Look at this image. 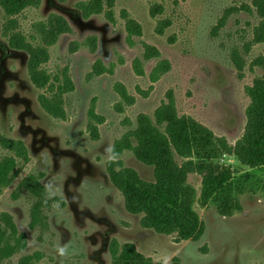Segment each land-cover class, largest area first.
I'll list each match as a JSON object with an SVG mask.
<instances>
[{
	"label": "rangeland",
	"instance_id": "374dc122",
	"mask_svg": "<svg viewBox=\"0 0 264 264\" xmlns=\"http://www.w3.org/2000/svg\"><path fill=\"white\" fill-rule=\"evenodd\" d=\"M83 1L39 0L10 15L0 7V264H21L35 253L36 264H113L114 244L132 245L152 264H264V190L240 196L239 210L230 217L196 201L202 237L177 243L174 236L141 228V216L125 211L107 171L114 142L135 128L139 115L152 117L168 102L169 91L179 117L231 144L242 136L249 104L245 88L263 75L256 64L264 60V43L254 39L261 24L254 0H114L111 9L104 6L87 19L76 9ZM51 14L62 16L70 32L49 48L41 66L48 84L37 89L28 76L27 54L10 49L6 31L38 45L34 26ZM127 20L140 27L132 46ZM160 23L169 27L158 35ZM92 36L95 53L87 47L71 53V43ZM143 44L160 58L144 63V76H137L132 61L142 59ZM97 60L105 72L89 78ZM161 60L170 69L152 82ZM43 100L56 102L64 118L50 115ZM119 161L141 180L154 182L153 168L131 152ZM218 163L247 171L233 157ZM187 182L198 200L201 178L190 175ZM8 221L25 237L21 251L7 247L15 244Z\"/></svg>",
	"mask_w": 264,
	"mask_h": 264
},
{
	"label": "trees",
	"instance_id": "16d2710c",
	"mask_svg": "<svg viewBox=\"0 0 264 264\" xmlns=\"http://www.w3.org/2000/svg\"><path fill=\"white\" fill-rule=\"evenodd\" d=\"M114 0H87L76 4L82 16L87 19L103 12L104 6L111 9ZM253 4L261 17V24L255 33V41L264 43V0H254ZM39 0H0V7L7 15L19 13L27 6H38ZM105 17L114 23L110 11ZM122 18H126L123 13ZM168 23H160L156 33L161 35L168 28ZM127 43L132 46V37L140 35V27L127 20ZM36 39L40 44L32 45L25 37L12 35L7 28L9 46L28 56L27 72L32 84L43 88L48 84V77L41 69L49 58V48L64 34L70 32L67 21L60 15L51 14L35 24ZM81 47H87L95 53L97 38L92 36L82 43L70 44L71 53ZM142 59L135 58L132 68L137 76H144L143 64L159 59L160 53L152 46L143 44ZM262 69V77L245 88L249 104L245 111L246 124L242 136L234 143L224 137H218L197 121L179 117L176 112L174 97L167 93L168 102L162 104L153 114L139 115L135 128L125 132L112 147V160L107 164L108 176L114 187L122 194L124 209L131 215H140L141 228L152 230L162 236H174L175 241L197 242L203 234V225L193 209L196 201L201 208L214 207L218 214L230 217L239 210V197L246 192L256 194L264 190V60L256 63ZM240 69V67H238ZM170 69L167 60H161L150 74L152 82ZM105 72L101 61L94 64L91 76H100ZM109 73L112 72L110 69ZM117 92L123 94L119 87ZM43 106L55 118H64L63 110L56 102L43 100ZM95 139V131L92 132ZM131 152L139 162L153 168L154 182L141 180L136 172L124 168L120 155ZM223 156L235 158L238 164L246 168L245 172L222 169L218 161ZM190 175L201 178L199 199L196 191L188 184ZM7 226L11 227L8 221ZM13 251L25 247L24 235L15 233L11 227ZM17 236V237H16ZM113 264H152L151 260L137 253L130 245L110 247ZM39 254L24 257L21 264H36ZM172 264H178L173 260Z\"/></svg>",
	"mask_w": 264,
	"mask_h": 264
},
{
	"label": "flooded vegetation",
	"instance_id": "af4514ba",
	"mask_svg": "<svg viewBox=\"0 0 264 264\" xmlns=\"http://www.w3.org/2000/svg\"><path fill=\"white\" fill-rule=\"evenodd\" d=\"M10 49H12V48H10ZM12 50H15V49H12ZM21 52V51H20Z\"/></svg>",
	"mask_w": 264,
	"mask_h": 264
}]
</instances>
